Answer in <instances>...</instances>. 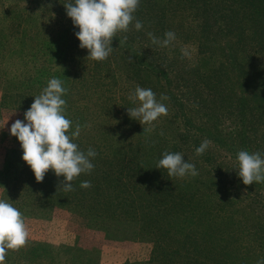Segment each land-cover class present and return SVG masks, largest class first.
<instances>
[{
    "label": "trees",
    "instance_id": "trees-1",
    "mask_svg": "<svg viewBox=\"0 0 264 264\" xmlns=\"http://www.w3.org/2000/svg\"><path fill=\"white\" fill-rule=\"evenodd\" d=\"M66 2L0 0V109L19 112L24 120L47 82L62 80L70 131L76 122L82 126L73 142L85 153L89 147L98 153L94 169L65 191L63 176L51 170L38 183L22 159L21 145L15 146L0 172V200L10 199L24 220L59 209L106 220L114 235L152 245L148 261L126 264H257L264 259V198L256 187L243 184L236 169L239 151L264 155V0H140L134 15L143 29L130 26L113 38V51L102 62L88 59V50L79 47V28L67 16ZM169 30L197 45L201 63L191 75L175 69V63L156 60L164 47L153 45L147 33L163 39ZM123 35L128 39L120 44ZM112 71L151 88L158 100L161 94L169 97L163 102L181 125L177 138L207 166L203 178L169 177L156 168L165 151L181 152L162 136L128 133L123 125L134 124L126 116L125 123H107L111 111L118 116L123 111L122 105L111 110L108 103ZM205 139L214 149L196 156ZM217 149L229 153L232 162L218 159ZM83 181L92 186L81 188ZM240 204L243 210L234 211ZM233 213L246 222L243 230L237 222L227 224ZM22 257L43 262L53 253ZM67 262L93 264L82 250Z\"/></svg>",
    "mask_w": 264,
    "mask_h": 264
},
{
    "label": "clouds",
    "instance_id": "clouds-1",
    "mask_svg": "<svg viewBox=\"0 0 264 264\" xmlns=\"http://www.w3.org/2000/svg\"><path fill=\"white\" fill-rule=\"evenodd\" d=\"M64 7L73 25L79 28L75 33L80 41L79 47L87 49V58L94 61H105L113 51V38L128 33L130 26H134L136 31L144 27L134 15L140 7V0H67ZM147 35L153 45L160 47H167L176 39L171 30L164 33L163 39L152 32ZM127 39V35H123L119 43L124 44ZM181 51L183 56L188 55L185 50ZM67 92L62 80L51 78L41 93L34 96V102L24 113V120L17 119L11 124L10 135L19 141L23 150L22 159L31 168L38 183L51 170L57 177L64 178L60 189L72 191L74 180L81 174H91L94 169L92 160L98 153L91 147L85 153L73 142L80 136L82 126L76 122L75 131H70L73 121L66 118L67 103L62 98ZM128 99L137 106L127 108V113L143 126V132L151 131L161 116L168 115L163 101L169 97L161 94L158 100L151 88L137 85ZM210 144L211 141L203 140L195 149L196 156L203 155ZM236 159L238 177L244 185L264 183V155L259 151L250 153L241 150ZM156 168L165 169L169 177L179 179L199 174L195 165L185 161L180 152L165 151ZM91 186L90 181L80 184L85 189ZM9 201L0 200V264H6L9 250L19 251L26 246L28 239L23 214ZM257 264H264V259Z\"/></svg>",
    "mask_w": 264,
    "mask_h": 264
},
{
    "label": "rangeland",
    "instance_id": "rangeland-1",
    "mask_svg": "<svg viewBox=\"0 0 264 264\" xmlns=\"http://www.w3.org/2000/svg\"><path fill=\"white\" fill-rule=\"evenodd\" d=\"M182 49L188 53L187 56H183ZM162 51L164 52L160 53L162 58L156 60L164 63L168 62V64L175 63V69L186 76L191 75L194 68L201 63L197 45L189 40L175 39L169 46L164 47ZM153 63L156 66V61ZM111 75L109 93L107 95L108 103L111 110L113 105H122L123 111H121L119 116L116 112L111 111L109 116L106 117L107 123L113 125L125 123L124 118L126 116L130 119L129 122H133L134 125L127 123L123 125V128L127 129L128 133H134L136 130L143 133V126L137 120L131 119L126 111L127 108L137 106L128 99V96L134 92L138 84L124 74L121 75L112 71ZM114 75H117L115 79H113ZM91 99L94 105L93 96H91ZM85 104H87V101L82 102V105ZM166 106L168 115L161 116L155 122V127L151 131H147L148 134L146 136L149 138L162 136L171 147L180 148V153L183 154L185 161L193 163L196 169L199 168L200 170L197 169L199 173L197 176L203 178V171L207 166L201 161L197 163V158L192 154L191 145L183 144L178 140L177 130L181 125L174 119V112L170 111L171 107ZM17 119L23 120L19 112L0 109V172H3L5 168L7 154L15 146L20 145L17 138L10 135L11 124ZM144 127L148 126L145 125ZM223 127L226 128V132L230 131V125L224 124ZM250 142L253 143L255 140L252 138ZM210 147L214 149L212 143ZM219 151L220 153H218ZM216 152L218 159H222L224 162H232L233 157L231 158V155L225 150L217 149ZM252 186L256 187L258 193H261L264 198V183H254ZM243 207L244 205L240 204L234 208V211H242ZM233 216L228 217L227 224L237 222L239 223L238 226L241 227L240 230H243L247 226L246 222L242 220L243 217L241 215L238 216L236 213H233ZM25 225L28 231L27 244L19 251L9 250L6 264H26L27 261L34 264H68V256H71L76 250H82L87 254L93 264H126L128 262L148 261L152 251V245L149 243L135 242L125 235H114V232L109 230L110 222L106 220L80 216L59 209H55L47 216L39 219L25 220ZM43 250L51 251L53 259L49 258V260L46 259V261L42 262L39 260L32 261V259L27 260L26 257H22L23 253L27 254ZM53 260H57V263Z\"/></svg>",
    "mask_w": 264,
    "mask_h": 264
}]
</instances>
